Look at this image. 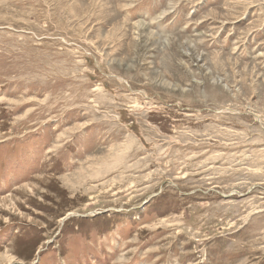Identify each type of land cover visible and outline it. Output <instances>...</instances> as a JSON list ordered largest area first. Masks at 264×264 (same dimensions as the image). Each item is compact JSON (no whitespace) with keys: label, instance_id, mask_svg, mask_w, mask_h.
I'll return each instance as SVG.
<instances>
[{"label":"rangeland","instance_id":"rangeland-1","mask_svg":"<svg viewBox=\"0 0 264 264\" xmlns=\"http://www.w3.org/2000/svg\"><path fill=\"white\" fill-rule=\"evenodd\" d=\"M0 264H264V0H0Z\"/></svg>","mask_w":264,"mask_h":264},{"label":"bare ground","instance_id":"bare-ground-1","mask_svg":"<svg viewBox=\"0 0 264 264\" xmlns=\"http://www.w3.org/2000/svg\"><path fill=\"white\" fill-rule=\"evenodd\" d=\"M70 215H71V214H69L68 216H70ZM68 216H67V217H68ZM62 221H63V220H62Z\"/></svg>","mask_w":264,"mask_h":264}]
</instances>
